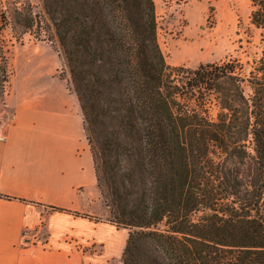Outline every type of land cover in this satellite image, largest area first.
<instances>
[{
	"label": "trees",
	"instance_id": "16d2710c",
	"mask_svg": "<svg viewBox=\"0 0 264 264\" xmlns=\"http://www.w3.org/2000/svg\"><path fill=\"white\" fill-rule=\"evenodd\" d=\"M249 2L258 51L188 68L167 62L154 0H41L44 20L0 0V74L6 28L58 44L123 264H264V0Z\"/></svg>",
	"mask_w": 264,
	"mask_h": 264
},
{
	"label": "crops",
	"instance_id": "0c3cea01",
	"mask_svg": "<svg viewBox=\"0 0 264 264\" xmlns=\"http://www.w3.org/2000/svg\"><path fill=\"white\" fill-rule=\"evenodd\" d=\"M34 93L15 74L0 109L7 136L0 142V264H86L66 238L104 241L99 219L110 211L93 166L80 162L87 157L86 150L81 154L83 121L66 103ZM125 234L107 238L110 251H122Z\"/></svg>",
	"mask_w": 264,
	"mask_h": 264
},
{
	"label": "rangeland",
	"instance_id": "374dc122",
	"mask_svg": "<svg viewBox=\"0 0 264 264\" xmlns=\"http://www.w3.org/2000/svg\"><path fill=\"white\" fill-rule=\"evenodd\" d=\"M34 11L45 19L41 0H30ZM158 39L167 62L173 66L196 68L202 63L220 62L231 57L246 62L249 56L258 51V32L250 26L252 6L249 0H154ZM255 34L254 41L248 43V30ZM44 37V35H43ZM3 38L9 62L7 83L0 84V109L4 111L3 101L10 90L15 74L23 85L30 86L34 97L54 98L56 102L66 103L72 116L82 118L79 102L68 81L69 74L64 68L56 42L37 40L26 34L17 39L11 28H6ZM20 76V78H19ZM83 121V118H82ZM81 164L93 166V178L97 183L92 155L83 130ZM81 150V149H80ZM250 167L246 168V171ZM92 178V175H91ZM111 214L100 218L103 222L104 241L97 243L84 238L78 241L71 236L66 238L72 249L86 256V264H123L122 251H110L107 238L117 232L128 230L112 225ZM128 239V238H126ZM127 241V240H126Z\"/></svg>",
	"mask_w": 264,
	"mask_h": 264
},
{
	"label": "built area",
	"instance_id": "2783aa9c",
	"mask_svg": "<svg viewBox=\"0 0 264 264\" xmlns=\"http://www.w3.org/2000/svg\"><path fill=\"white\" fill-rule=\"evenodd\" d=\"M7 136L5 134V130L0 126V142H5Z\"/></svg>",
	"mask_w": 264,
	"mask_h": 264
}]
</instances>
